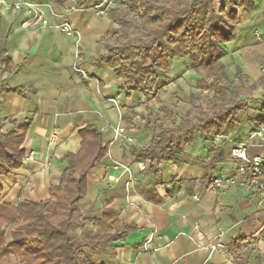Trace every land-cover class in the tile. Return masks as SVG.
<instances>
[{
    "label": "crops",
    "instance_id": "1",
    "mask_svg": "<svg viewBox=\"0 0 264 264\" xmlns=\"http://www.w3.org/2000/svg\"><path fill=\"white\" fill-rule=\"evenodd\" d=\"M7 1L37 3L52 25L67 22L78 36L28 28L24 23L29 15L24 10L0 13V51H6L13 63L11 70L0 72V87L24 90L23 94H0V121L29 124L23 148L26 154L36 152L35 163L24 162L10 176L0 177V204L49 199L51 186L59 184L67 167L64 158L79 153L80 132L93 125L109 153L88 176V195L77 212L78 246L94 245L92 240L83 241L82 234H95L90 220L101 217L107 201L117 218L139 229L107 249L90 251L94 262L203 264L210 258V264H264V233H259L264 222L262 196L241 180L226 189L213 185L218 177L234 175L238 163L231 150L247 142L251 121L261 116L264 0H253L254 9L248 13L237 9L241 23L236 40L222 46L229 81L234 88L246 87L240 94L249 100V110L241 127L224 140L223 136L217 139L219 135L212 139L196 135L193 143L183 147L179 164L156 160L163 184L156 183L149 163L137 160L132 152L149 148L153 135L160 132L154 125L146 127L144 117L150 108L157 119H163L159 110L164 107L179 125L192 111L191 95L198 93L201 77L184 62L172 61L169 72L160 74L154 93L124 90L114 70L96 64L115 46L112 38L118 29L109 14L91 8L99 0H68L63 5L50 0ZM2 127L3 132L11 129L8 122ZM212 145L221 147V152L220 162L210 170ZM250 153L264 156V148L251 147ZM222 232L225 235L220 238ZM241 239L244 250L235 253L232 245ZM215 242L223 247L214 253L203 248Z\"/></svg>",
    "mask_w": 264,
    "mask_h": 264
},
{
    "label": "trees",
    "instance_id": "2",
    "mask_svg": "<svg viewBox=\"0 0 264 264\" xmlns=\"http://www.w3.org/2000/svg\"><path fill=\"white\" fill-rule=\"evenodd\" d=\"M63 5L68 0H50ZM215 3L219 7L215 9ZM253 0H127L124 13L137 19L146 38L136 43L127 42L120 32L115 33L117 44L108 48L96 64L115 71L123 81L122 89L149 95L161 73L167 74L175 57H186L190 68L201 79L197 94L191 95L192 111L179 125L173 123L174 114L160 108L163 119L148 108L144 117L146 127L155 126L159 133L152 138L147 149L132 152L141 162H148L155 174L156 183L163 184L156 168V160L179 164L183 147L193 143L196 135L215 138L220 134L235 133L241 127L243 116L249 110V100L242 99L226 74L222 62L223 45L234 42L241 23L239 11L254 9ZM109 16L117 22L115 12ZM177 48L168 52V45ZM13 63L7 52L0 51V72L9 71ZM264 89V77L260 82ZM23 94V89L0 87L2 92ZM208 94H212L209 98ZM261 116L252 120L256 130L264 123V96L261 99ZM11 129L2 131V124ZM29 124L5 119L0 121V177L10 176L24 165L26 151L23 145ZM83 143L79 153L68 154L67 167L58 185L50 188V198L41 202L20 201L16 206L0 204V264H104L91 259L90 251L109 248L139 229L135 224L117 218L106 202L101 217L92 218L95 234L84 232L82 240H92L94 245L77 246L72 229L78 206L88 195V176L97 163L109 153L102 134L89 125L80 132ZM221 147L212 145L208 156L209 167L215 169L220 162ZM2 189L0 187V193ZM244 240L233 243L235 253L244 250Z\"/></svg>",
    "mask_w": 264,
    "mask_h": 264
},
{
    "label": "built area",
    "instance_id": "3",
    "mask_svg": "<svg viewBox=\"0 0 264 264\" xmlns=\"http://www.w3.org/2000/svg\"><path fill=\"white\" fill-rule=\"evenodd\" d=\"M115 6L113 0H101L93 9L97 10L101 14H106L107 11ZM15 11L24 10L28 15L29 19L24 23L28 28L42 27L47 29H56L62 35L66 37H76L78 32L73 26L67 22L59 25H52L48 19L45 11L42 7L32 1H19L15 4L8 3L7 0H0V13L4 11ZM260 38V36H257ZM261 73L264 76V58L261 67ZM221 136L219 135L217 139ZM251 147H262L264 148V123H262L256 130H251L247 134V142L235 145L231 150V157L235 160L237 168L233 176H221L213 180V185L217 189H226L230 186L236 185L238 180L250 190L262 196L264 202V156L252 155L250 153ZM24 162L26 164H33L36 162V152L31 151L26 154ZM259 233H264V222L260 227ZM224 233H220L219 237H224ZM219 238V239H220ZM151 240L148 241L150 243ZM223 245L220 242L211 243L207 247L210 253H214L222 248ZM210 258H208L203 264H210Z\"/></svg>",
    "mask_w": 264,
    "mask_h": 264
},
{
    "label": "rangeland",
    "instance_id": "4",
    "mask_svg": "<svg viewBox=\"0 0 264 264\" xmlns=\"http://www.w3.org/2000/svg\"><path fill=\"white\" fill-rule=\"evenodd\" d=\"M115 2V6L110 8L106 14H109L111 12H115L116 18H117V25H118V29L117 31L120 32L121 35H123L125 37V39L127 40V42H131V43H136L140 40H143L146 38V33L143 29V27L141 26V23L137 20L132 18V16L130 15H126L124 13V6L127 3V0H113ZM101 2V0L98 1V3H94L92 2L91 4V8H94L96 5H98ZM219 7V3H215V9L217 10ZM113 44L117 45V44H123L121 42H118V40L114 37L112 38ZM177 44H171L167 46V50L169 53H171L174 49L177 48ZM172 61H179L181 64L184 62L189 69L190 68V62L188 60V58L186 57H175ZM180 64V66H181ZM263 76V75H262ZM264 77V76H263ZM235 90H239V92L243 93L246 92V87L244 85H242L241 87H235ZM207 96L212 97V94H208ZM228 134H220V136L222 137L221 140L225 139V136ZM207 139V138H205ZM80 222L78 221V217L75 221V224L73 226L72 232L73 235L77 236V229L79 228ZM76 245H79V242L76 241Z\"/></svg>",
    "mask_w": 264,
    "mask_h": 264
}]
</instances>
